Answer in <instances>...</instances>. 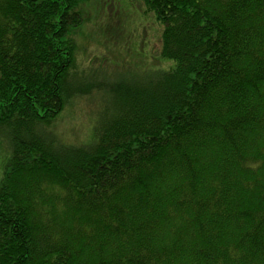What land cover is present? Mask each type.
Masks as SVG:
<instances>
[{
  "label": "trees",
  "instance_id": "16d2710c",
  "mask_svg": "<svg viewBox=\"0 0 264 264\" xmlns=\"http://www.w3.org/2000/svg\"><path fill=\"white\" fill-rule=\"evenodd\" d=\"M89 1L0 0V264H264V0H131L167 66L118 80L77 71Z\"/></svg>",
  "mask_w": 264,
  "mask_h": 264
},
{
  "label": "rangeland",
  "instance_id": "374dc122",
  "mask_svg": "<svg viewBox=\"0 0 264 264\" xmlns=\"http://www.w3.org/2000/svg\"><path fill=\"white\" fill-rule=\"evenodd\" d=\"M82 15L83 25L72 36L77 45L78 73L100 68L101 74L117 76L118 80L138 68H166L158 59L161 27L152 15L145 14L141 3L90 0L82 7ZM104 98L103 93H96L71 101L54 125L53 135L56 132L66 146L83 145L94 118L106 104Z\"/></svg>",
  "mask_w": 264,
  "mask_h": 264
}]
</instances>
